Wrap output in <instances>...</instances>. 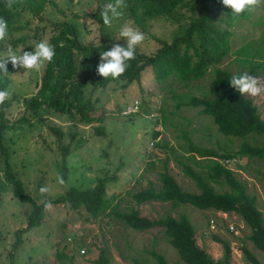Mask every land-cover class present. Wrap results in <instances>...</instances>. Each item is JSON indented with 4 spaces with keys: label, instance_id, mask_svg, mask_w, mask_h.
<instances>
[{
    "label": "rangeland",
    "instance_id": "rangeland-1",
    "mask_svg": "<svg viewBox=\"0 0 264 264\" xmlns=\"http://www.w3.org/2000/svg\"><path fill=\"white\" fill-rule=\"evenodd\" d=\"M107 2L109 0L15 2L10 8L14 11L17 30L0 42V52L8 45L17 51L23 48L33 51L34 45L45 39L53 46L52 40L59 36L64 24L74 28L76 41L81 46L123 44L125 41L114 39L127 23L144 33L145 40L136 51L143 58H150L160 47L158 40L170 42L179 32V26L189 22L190 12L182 9L179 12L183 16L177 20L150 21L143 30L134 23L125 0L127 7L122 17L115 20L112 27L103 24L101 29L99 20L91 16L99 15L100 6ZM216 13L222 17L219 10ZM230 31V54L217 67L233 73H251L264 88V67L251 71L255 64H264V0L251 8L248 18L236 22ZM83 54L77 51L75 57L79 76L88 70L93 74L98 63L86 68L81 60ZM95 55L99 58L100 52ZM45 66L46 63L39 71L23 73L21 70V74H15L14 70L6 82V90L10 92L7 101L15 99L5 114L8 124L12 125L3 134L5 153L0 150V264H97L102 249L106 252L107 264H155L151 251L162 255L166 264H184L167 243L163 229L138 232L113 216L87 221L84 210L74 211L67 204H49L73 188H93L102 178L109 179L107 197L120 196L113 202L118 205V211L128 212L133 207L141 217L150 219L167 216L178 219L184 215L195 230L197 245L213 261L223 263L227 258L224 245L215 241L216 237L229 246L232 264H248L243 249L264 264V253L254 247L249 239L251 231L238 215L202 211L190 205L173 207L161 202L137 207L127 195L152 187L158 190V173L164 169L182 191L197 194L199 190L187 176V168L216 193L229 191L222 177L211 170L214 161L190 153L189 143L220 155L237 152L243 140L220 134L211 116L201 115L200 109H176L171 92L189 93L201 99L212 97L213 68L190 88L178 87L174 77L159 83L150 67L144 69L140 82L128 85L119 80L101 88L100 78L93 76L85 95L94 104L98 100L94 106L103 119L101 123L98 120L84 123L47 110L37 115L27 111L25 101L37 94ZM244 97L253 101L264 120V92L257 97ZM22 118L26 120L19 121ZM50 127L60 130V141ZM99 127L103 134L97 133ZM245 141L251 146L264 147L262 136L251 135ZM60 146L67 147L66 154ZM6 160L13 176L22 182L24 192L36 204L47 202L37 226L28 227L33 206L14 197L12 184L6 178ZM215 161L234 172L246 193L255 199L264 219V160L244 156ZM59 178L63 179V184L58 182ZM41 186L47 187L48 192L41 194Z\"/></svg>",
    "mask_w": 264,
    "mask_h": 264
},
{
    "label": "trees",
    "instance_id": "trees-1",
    "mask_svg": "<svg viewBox=\"0 0 264 264\" xmlns=\"http://www.w3.org/2000/svg\"><path fill=\"white\" fill-rule=\"evenodd\" d=\"M24 0H16V3ZM131 18L137 27L146 30L150 21L160 19L177 20L183 16L180 10L190 12L189 22L179 26V32L174 34L170 42L158 40L160 47L150 58H143L136 51L134 60L128 62V67L124 74L116 79L109 77L101 78L93 71H88L79 76L76 63V53L83 52L81 60L86 68L92 63L96 64L99 58L95 53L108 50L111 46L102 44L101 46L84 47L76 41V31L70 25L64 24L57 38L52 40L56 55L52 62L46 63L44 72L40 79L37 94L25 101L28 112L37 115L40 111L47 110L52 113L63 114L77 122L91 123L98 120L102 122V113L96 111L98 102H92L86 98V89L93 81L92 77L100 78L99 87L105 88L110 81H123L125 85L133 82H140L141 74L146 67L152 69L155 79L159 83H164L170 77L175 78L177 86L190 88L192 83L202 79L209 69H212L213 79L210 94L203 99L174 91L172 98L176 101L174 107L200 109L201 115H209L217 126V131L226 136L243 140L239 150L234 153L225 152L217 154L210 150L200 149L189 143V152L199 155L203 159L214 161L211 170L216 176H221L228 192L216 193L204 180L195 172L186 169V174L197 186L199 193L191 194L181 190L175 179L168 173L167 169L158 173L159 189L154 187L141 190L135 194H127L135 206H140L148 202L170 203L173 207L180 205H190L198 210H214L223 214L234 213L238 215L246 226L250 229V241L254 247L264 253V219L262 212L256 207L255 199L249 196L245 187L234 176V172L215 161V159L231 160L244 156L257 157L264 160V147L251 146L245 140L249 136L264 137V120L261 119L257 107L251 99L239 93L228 85V79L233 73L228 69H221L217 66L230 54V28L240 20H246L250 9H246L239 16H234L230 8L222 5L221 0H126ZM222 13L218 17L216 10ZM0 17L8 22V35L17 30L14 21V11L6 7L3 0H0ZM99 20L102 29V19L99 15H92ZM71 33V34H70ZM22 41V39H19ZM92 56V57H91ZM96 56V57H95ZM264 64H255L252 72L263 68ZM96 68V67H95ZM8 70L13 73L11 64ZM251 74V73H250ZM7 77L0 76V90H6ZM79 76V77H78ZM5 101L0 105V150L5 153L2 144L3 134L12 125L8 124L6 110L11 104ZM25 118L19 121H25ZM50 130L61 140L62 133L56 127ZM98 134H103L102 128L96 129ZM156 132L155 137L158 136ZM189 141V140H188ZM63 153H67L66 146H60ZM6 178L12 184L13 195L22 203H30L33 211L28 218V227L37 226L43 217V211L47 207V202L36 204L32 198L24 192L22 182L16 179L6 160ZM65 178V177H64ZM108 178L98 179L93 188L79 190L73 188L58 199L49 201V204H67L74 211L84 210L87 213V221L96 220L99 216H113L129 229L146 232L152 229H163L167 243L177 252L180 260L184 264H232L229 259L230 248L225 242L218 238L214 240L220 242L225 247L226 261L216 262L210 259L208 254L200 248L195 239V230L190 220L181 215L178 219L167 216L160 219H150L141 217L138 209L131 207L128 212L117 210L118 205L113 202L120 198L113 194L107 197L106 184ZM121 200V199H120ZM245 261L248 264H261L258 259L246 249H243ZM150 255L155 258V264H166L165 258L151 251ZM97 264H107L108 259L104 249L101 250Z\"/></svg>",
    "mask_w": 264,
    "mask_h": 264
},
{
    "label": "clouds",
    "instance_id": "clouds-1",
    "mask_svg": "<svg viewBox=\"0 0 264 264\" xmlns=\"http://www.w3.org/2000/svg\"><path fill=\"white\" fill-rule=\"evenodd\" d=\"M15 2L16 0H3L6 7H12ZM221 3L230 8L234 16H239L246 9L259 5L261 0H221ZM126 7L125 0H109L101 5L99 15L103 24L106 27H112L113 22L122 17L123 9ZM8 27L7 20L0 17V42L7 39ZM114 40H123L125 43H113L108 50L100 52L95 68L96 74L104 79L109 77L116 79L124 74L128 62L135 59L137 46L143 43L145 36L143 32L126 23L120 28L118 38ZM23 49L17 51L8 45L3 52H0V76L7 77L9 74H13L8 70L9 63L15 70V74H21V70L23 73L30 70L39 71L45 63L52 62L56 55L54 47L46 39L37 42L32 48L33 51H24ZM228 85L241 97H257L264 92V88L260 86L259 78L247 72L232 75L228 79ZM9 97V91L0 90V105ZM58 182L63 184L64 181L59 178ZM39 191L41 194H45L48 192V188L41 186Z\"/></svg>",
    "mask_w": 264,
    "mask_h": 264
},
{
    "label": "built area",
    "instance_id": "built-area-1",
    "mask_svg": "<svg viewBox=\"0 0 264 264\" xmlns=\"http://www.w3.org/2000/svg\"><path fill=\"white\" fill-rule=\"evenodd\" d=\"M83 252V251H82Z\"/></svg>",
    "mask_w": 264,
    "mask_h": 264
}]
</instances>
